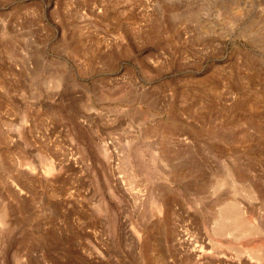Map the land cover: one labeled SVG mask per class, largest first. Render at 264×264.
I'll list each match as a JSON object with an SVG mask.
<instances>
[{
  "label": "rangeland",
  "instance_id": "obj_1",
  "mask_svg": "<svg viewBox=\"0 0 264 264\" xmlns=\"http://www.w3.org/2000/svg\"><path fill=\"white\" fill-rule=\"evenodd\" d=\"M0 264H264V0H0Z\"/></svg>",
  "mask_w": 264,
  "mask_h": 264
},
{
  "label": "bare ground",
  "instance_id": "obj_2",
  "mask_svg": "<svg viewBox=\"0 0 264 264\" xmlns=\"http://www.w3.org/2000/svg\"><path fill=\"white\" fill-rule=\"evenodd\" d=\"M153 196H154V195H153ZM154 197H155V196H154ZM224 209H225V208H224ZM226 209H227V208H226ZM222 212H223V211H222ZM226 212H228V211H227V210H225V213H226ZM223 213H224V212H223ZM223 213H222V214H223ZM225 213H224V215H225ZM226 214H227V213H226ZM242 224H243V223H242Z\"/></svg>",
  "mask_w": 264,
  "mask_h": 264
}]
</instances>
